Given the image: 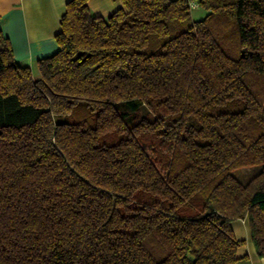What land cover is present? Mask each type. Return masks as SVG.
Returning a JSON list of instances; mask_svg holds the SVG:
<instances>
[{"label": "trees", "instance_id": "1", "mask_svg": "<svg viewBox=\"0 0 264 264\" xmlns=\"http://www.w3.org/2000/svg\"><path fill=\"white\" fill-rule=\"evenodd\" d=\"M87 1L38 76L0 30V264L264 258V0Z\"/></svg>", "mask_w": 264, "mask_h": 264}, {"label": "crops", "instance_id": "2", "mask_svg": "<svg viewBox=\"0 0 264 264\" xmlns=\"http://www.w3.org/2000/svg\"><path fill=\"white\" fill-rule=\"evenodd\" d=\"M68 1L0 0V30L8 38L19 65L30 67L34 73L39 58L58 50L56 35ZM87 4L91 13L102 17L123 6L122 0H88ZM231 226L235 236L244 240L237 248L241 258L233 264H264L250 239L247 219L233 220Z\"/></svg>", "mask_w": 264, "mask_h": 264}, {"label": "rangeland", "instance_id": "3", "mask_svg": "<svg viewBox=\"0 0 264 264\" xmlns=\"http://www.w3.org/2000/svg\"><path fill=\"white\" fill-rule=\"evenodd\" d=\"M196 2L198 0H195ZM206 11L200 7H192L191 8V18L193 20H200L205 17ZM34 76H38V70H35L33 73ZM260 170V166L253 167H244L233 171V174L236 178H238L242 182H246L250 177L254 176Z\"/></svg>", "mask_w": 264, "mask_h": 264}, {"label": "built area", "instance_id": "4", "mask_svg": "<svg viewBox=\"0 0 264 264\" xmlns=\"http://www.w3.org/2000/svg\"><path fill=\"white\" fill-rule=\"evenodd\" d=\"M189 5L192 8V7H197L198 4H197V2L195 0H190L189 1Z\"/></svg>", "mask_w": 264, "mask_h": 264}]
</instances>
